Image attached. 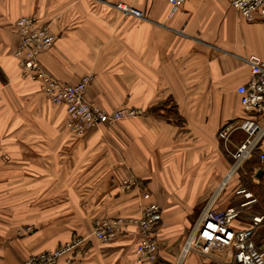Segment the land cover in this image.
<instances>
[{
	"label": "crops",
	"instance_id": "obj_1",
	"mask_svg": "<svg viewBox=\"0 0 264 264\" xmlns=\"http://www.w3.org/2000/svg\"><path fill=\"white\" fill-rule=\"evenodd\" d=\"M120 3L144 18L124 15ZM26 16L55 36L38 58L44 72L71 85L91 75L87 101L141 113L73 135L66 106L53 105L39 81L22 75L16 23ZM251 55H264V19L237 14L230 0H187L174 13L165 0H0V264H23L76 235L85 239L83 252L59 264H145L136 258L133 224L108 243L93 234L103 219L138 218L144 192L162 210L160 260L175 264L246 139L236 130L225 143L219 132L249 118L237 89L250 80ZM167 102L183 125L150 112ZM258 151L264 153V137ZM239 175L217 208L239 210L233 228L245 230L263 213L257 200L241 206L252 199L240 193ZM129 177L137 186L123 192ZM263 231V224L255 229L258 245ZM184 264L208 261L191 252Z\"/></svg>",
	"mask_w": 264,
	"mask_h": 264
},
{
	"label": "built area",
	"instance_id": "obj_2",
	"mask_svg": "<svg viewBox=\"0 0 264 264\" xmlns=\"http://www.w3.org/2000/svg\"><path fill=\"white\" fill-rule=\"evenodd\" d=\"M174 13L187 0H165ZM231 6L237 14L249 18L258 13L264 19V0H230ZM124 15L143 19L141 10L126 3L116 5ZM20 37V45L15 52L19 60L23 77L39 81L41 89L53 105H65L67 110V129L75 136H82L88 130L99 124L113 122L137 116L139 110L121 109L109 113L86 100L85 94L92 81L91 75H85L77 84H61L40 68L38 58L43 51L52 48L55 36L48 24H40L34 17H22L16 23ZM249 64L251 77L246 85L238 87L237 93L243 111L249 115L239 125L228 126L219 132V138L228 143L232 133L242 130L246 133L244 142L231 153L232 164L225 175L219 189L206 201L198 219L186 235L179 258L175 264H184L187 255L196 252L206 258L208 264H264V243L258 245L253 239L255 229L264 223V216H256L252 220V227L245 230L233 228L234 221L240 211L229 208L221 211L217 203L223 189L238 176L244 164L252 158L259 149L264 137V55H251L245 59ZM260 160L264 161V153ZM137 183L129 177L123 181L121 191L129 192ZM243 189L240 193H245ZM256 202L250 192L245 194ZM147 203L143 206L138 218L118 217L110 220L98 221L94 224V237L101 243H108L117 234L122 233L131 223L137 228L138 242L136 258L139 263L163 264L159 257V242L156 229L162 219L160 206L152 200L149 192L143 193ZM85 239L77 236L57 248L30 256L23 264H59L61 257L81 254ZM222 253V254H221ZM228 256V258H227Z\"/></svg>",
	"mask_w": 264,
	"mask_h": 264
},
{
	"label": "trees",
	"instance_id": "obj_3",
	"mask_svg": "<svg viewBox=\"0 0 264 264\" xmlns=\"http://www.w3.org/2000/svg\"><path fill=\"white\" fill-rule=\"evenodd\" d=\"M150 112L169 123L183 125L184 121L179 115L175 105L170 102L162 103L151 108ZM262 152L256 150L250 160L244 164V169L239 175V183L246 192H251L253 198L257 200L256 209L264 215V161L260 160ZM256 170H261L263 173L258 183L253 181V176ZM264 226V223H262Z\"/></svg>",
	"mask_w": 264,
	"mask_h": 264
},
{
	"label": "water",
	"instance_id": "obj_4",
	"mask_svg": "<svg viewBox=\"0 0 264 264\" xmlns=\"http://www.w3.org/2000/svg\"><path fill=\"white\" fill-rule=\"evenodd\" d=\"M262 171L261 170H259L258 172H257V174H256V176L258 177V178H260L261 177V175H262Z\"/></svg>",
	"mask_w": 264,
	"mask_h": 264
},
{
	"label": "rangeland",
	"instance_id": "obj_5",
	"mask_svg": "<svg viewBox=\"0 0 264 264\" xmlns=\"http://www.w3.org/2000/svg\"><path fill=\"white\" fill-rule=\"evenodd\" d=\"M114 112H115V111H114ZM109 113H112V112H109ZM140 113H141V112H140ZM117 122H118V121L113 122V123L115 124V123H117ZM113 123H112V124H113ZM112 124H111V125H112ZM243 169H244V168H243ZM243 169H242V171H243ZM242 171H241V172H242ZM241 172H240V173H241ZM263 234H264V231H263Z\"/></svg>",
	"mask_w": 264,
	"mask_h": 264
}]
</instances>
